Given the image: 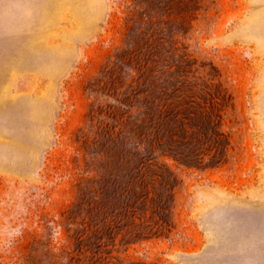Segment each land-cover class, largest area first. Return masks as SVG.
<instances>
[{"label": "rangeland", "instance_id": "rangeland-1", "mask_svg": "<svg viewBox=\"0 0 264 264\" xmlns=\"http://www.w3.org/2000/svg\"><path fill=\"white\" fill-rule=\"evenodd\" d=\"M133 0H79L76 20L46 30L57 44H0V264H26L33 240H70L62 214L76 196L87 121L86 83L121 46ZM216 12L199 55L228 81L235 160L218 168L174 164L177 228L122 256L159 264H264V0H207Z\"/></svg>", "mask_w": 264, "mask_h": 264}, {"label": "trees", "instance_id": "trees-1", "mask_svg": "<svg viewBox=\"0 0 264 264\" xmlns=\"http://www.w3.org/2000/svg\"><path fill=\"white\" fill-rule=\"evenodd\" d=\"M206 1L133 0L121 46L85 85L76 196L62 214L70 246L57 249L40 236L26 264H159L122 253L176 230L181 181L173 165L235 160L226 126L236 120H225L235 112L231 87L198 51L217 15L201 7Z\"/></svg>", "mask_w": 264, "mask_h": 264}, {"label": "crops", "instance_id": "crops-1", "mask_svg": "<svg viewBox=\"0 0 264 264\" xmlns=\"http://www.w3.org/2000/svg\"><path fill=\"white\" fill-rule=\"evenodd\" d=\"M79 0H0V44H57L46 30L76 20Z\"/></svg>", "mask_w": 264, "mask_h": 264}]
</instances>
